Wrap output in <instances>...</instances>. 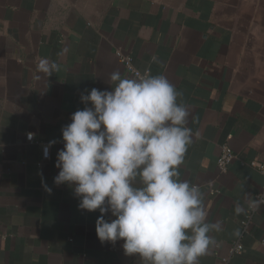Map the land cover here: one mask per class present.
Wrapping results in <instances>:
<instances>
[{
  "label": "crops",
  "instance_id": "obj_1",
  "mask_svg": "<svg viewBox=\"0 0 264 264\" xmlns=\"http://www.w3.org/2000/svg\"><path fill=\"white\" fill-rule=\"evenodd\" d=\"M116 50L166 76L189 108L180 178L199 185L208 222L222 225L199 264H264V207L245 227L235 213L264 185L244 164L264 158V0H0V264H145L122 240L101 244L99 211L79 209L72 187L53 183L61 128L85 107L81 94L110 91L114 71L131 77ZM44 58L61 70L40 72ZM27 132L57 141L41 165ZM224 143L235 158L222 173Z\"/></svg>",
  "mask_w": 264,
  "mask_h": 264
},
{
  "label": "clouds",
  "instance_id": "obj_2",
  "mask_svg": "<svg viewBox=\"0 0 264 264\" xmlns=\"http://www.w3.org/2000/svg\"><path fill=\"white\" fill-rule=\"evenodd\" d=\"M38 70L52 76L61 67L44 58ZM110 81V91L82 93L85 107L61 128L53 183L71 186L79 209L99 211L95 233L101 244L122 240L124 253L145 264H199L217 243L211 233L222 225L208 222L199 185L180 178L193 137L182 93L164 75L122 78L114 71ZM56 143L42 146L45 159ZM245 204L258 211L264 200L248 194L236 203L237 215L246 214ZM108 213L114 219H105ZM233 234L239 237V229Z\"/></svg>",
  "mask_w": 264,
  "mask_h": 264
},
{
  "label": "built area",
  "instance_id": "obj_3",
  "mask_svg": "<svg viewBox=\"0 0 264 264\" xmlns=\"http://www.w3.org/2000/svg\"><path fill=\"white\" fill-rule=\"evenodd\" d=\"M115 54H116L118 60L120 61V63L123 65L126 73L129 76L135 77L137 74H140V75L149 74L148 70L142 71L136 67V65L134 64V61H133V57L129 53H124L120 50H116ZM28 133L29 132H27L26 136H25L26 141L28 143L37 144L41 147V159L38 162V165H41L43 162L47 161L50 158V154H49V157L47 159H45L44 155H43L42 146L46 145L47 142H42V141H39L35 138L29 140L27 137ZM234 158H235V154H234L233 150L229 147V145L227 143H224L223 145H221L220 153L216 159V166H217L218 170L222 173L226 172L229 164L234 160ZM244 164L250 165L254 169H257L264 176V158L255 157V158L251 159L249 162L244 163ZM210 192L216 193V192H218V190L211 188ZM254 197L261 199V200H264V185H263L262 189L254 195ZM261 206L264 207V204H262ZM251 215H252V210L246 209L245 219L243 221L244 227L249 223ZM5 237H6L5 234H0V242ZM259 242L264 247V232L262 233L261 237L259 238ZM235 249H236V245H233L231 247V251H235Z\"/></svg>",
  "mask_w": 264,
  "mask_h": 264
}]
</instances>
